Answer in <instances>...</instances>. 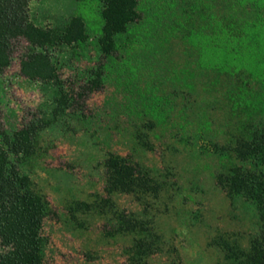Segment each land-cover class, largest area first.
I'll use <instances>...</instances> for the list:
<instances>
[{"label":"rangeland","instance_id":"obj_1","mask_svg":"<svg viewBox=\"0 0 264 264\" xmlns=\"http://www.w3.org/2000/svg\"><path fill=\"white\" fill-rule=\"evenodd\" d=\"M76 6L77 0H34L30 14L50 27ZM204 15H168L130 56L132 83L166 97L171 110L164 122L114 75L62 112L54 90L20 75L16 58L0 73V124L47 123L27 166L52 209L43 226L44 264H132L142 236L153 245L148 264H229L224 241L249 246L258 224L254 205L229 198L217 183L224 167L215 148L232 144L240 120L226 97L236 78L199 68L196 51L174 29L181 21L203 26ZM70 58L61 77L80 91L91 62ZM254 88L264 95V86ZM111 153L135 162L145 184L107 193L104 161ZM122 212L139 224V236L119 230L115 218Z\"/></svg>","mask_w":264,"mask_h":264},{"label":"trees","instance_id":"obj_2","mask_svg":"<svg viewBox=\"0 0 264 264\" xmlns=\"http://www.w3.org/2000/svg\"><path fill=\"white\" fill-rule=\"evenodd\" d=\"M33 1L0 0V73L16 58L20 75L54 90L62 112L114 75L125 79L126 90L158 122L167 121L171 107L163 94L132 83L130 56L168 15L204 11L203 26L181 21L174 29L196 51L199 68L236 78L226 97L240 120L232 144L215 148L224 167L217 183L229 198L252 203L258 217L248 247L224 241L222 248L229 264H264V95L254 88L264 86V0H145L146 8L140 0H77L74 14L50 27L33 21ZM71 56L91 62L80 91L61 77ZM45 126L39 119L0 124V264H44L43 226L52 209L27 166ZM104 164L107 193L131 192L145 182L139 166L120 154H109ZM115 220L119 230L139 236V224L127 214ZM142 237L133 246L132 264H148L153 245Z\"/></svg>","mask_w":264,"mask_h":264}]
</instances>
